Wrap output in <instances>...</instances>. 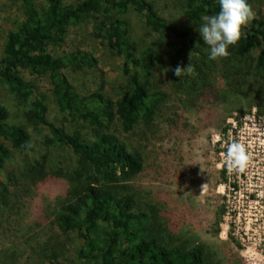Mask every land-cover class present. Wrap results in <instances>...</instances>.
<instances>
[{
  "label": "trees",
  "instance_id": "obj_1",
  "mask_svg": "<svg viewBox=\"0 0 264 264\" xmlns=\"http://www.w3.org/2000/svg\"><path fill=\"white\" fill-rule=\"evenodd\" d=\"M16 1L23 19L4 35L0 85L25 101L29 124L47 128L49 150L27 158L30 133L24 123L9 121V110L0 100V171L17 152L23 155L17 173L24 181L20 189L65 179L64 192L55 199L54 222L62 233L79 239L77 264H219L217 251L184 237L169 220L167 201L164 209L159 193L151 198V191L139 184L145 155L125 137L138 127H154L163 116L166 133L183 131L191 126L186 110L214 115L211 124L217 130L226 129L232 111L245 114L254 108L264 116V18H254L243 28L227 58L212 60L197 28L201 16L218 13L219 0H177L185 25L162 16L153 0ZM130 12L140 14L159 37L175 39L179 51L165 58L158 48H138L130 37ZM84 22L122 57L129 89L118 98L104 93L102 85L82 94L65 74V69L92 68L97 62L87 50L56 52L69 27ZM189 64L190 75L175 76L177 65ZM22 70L49 78L63 121L48 117L44 99L33 96ZM159 71L167 90L157 83ZM170 96L178 108L166 116ZM64 121L73 124L71 132ZM83 126L89 128L86 133ZM17 176L4 175L9 196L19 186ZM58 253L54 250L50 259Z\"/></svg>",
  "mask_w": 264,
  "mask_h": 264
},
{
  "label": "rangeland",
  "instance_id": "obj_2",
  "mask_svg": "<svg viewBox=\"0 0 264 264\" xmlns=\"http://www.w3.org/2000/svg\"><path fill=\"white\" fill-rule=\"evenodd\" d=\"M36 1L42 4V0ZM153 1L165 18L179 25L188 23L179 1ZM249 4L255 18H264V0H253ZM127 16L130 37L138 48H158L165 58L179 51L175 39L159 37L144 24L140 14L130 12ZM22 19L19 2L0 0V56L4 35ZM101 41L93 32L92 24L84 22L69 27L56 52L62 54L76 49L91 52L97 59L95 66L65 69L69 82L82 94L102 85L103 92L115 99L129 89L122 72V57ZM21 75L32 84L33 96L44 99L48 117L63 121L49 78L26 70H22ZM156 78L160 88L167 90L163 73L157 72ZM0 100L9 110V121L24 123L30 133L27 158L47 153V128L26 121L25 101L3 85H0ZM177 108L178 104L170 96L166 116ZM184 116L191 126L183 131L166 133L168 124L163 116L154 127H138L128 136L123 135L145 155L139 184L151 191V198L153 192H158L164 209L167 201L170 222L184 237L217 251L219 264H264V116L258 115L254 108L245 114L232 111L225 121V130L215 129L211 124L214 115L208 118L203 111L186 110ZM64 125L71 132L73 124L64 121ZM83 128V133L89 129L88 126ZM232 143L243 144L249 156L243 172L227 169V151ZM22 156L14 152L4 171H0V264H77L79 239L72 233H62L54 222L55 199L62 195L67 182L50 178L20 189L24 181L17 173ZM6 173L18 177L19 186L10 196L5 190ZM54 250L60 252L59 257L50 259Z\"/></svg>",
  "mask_w": 264,
  "mask_h": 264
},
{
  "label": "clouds",
  "instance_id": "obj_3",
  "mask_svg": "<svg viewBox=\"0 0 264 264\" xmlns=\"http://www.w3.org/2000/svg\"><path fill=\"white\" fill-rule=\"evenodd\" d=\"M219 5L218 13L201 16V23L197 28L205 44L210 48L209 58L212 60L227 58L230 55L229 47L236 45L240 40L242 28L255 18V12L248 0H219ZM191 72L190 64L187 67L177 65L174 69L175 76L179 78L185 74L190 75ZM248 163L249 156L245 146L241 143H232L227 151L228 171L243 172Z\"/></svg>",
  "mask_w": 264,
  "mask_h": 264
}]
</instances>
